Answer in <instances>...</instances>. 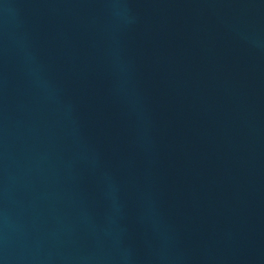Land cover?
Segmentation results:
<instances>
[{
	"label": "water",
	"instance_id": "water-1",
	"mask_svg": "<svg viewBox=\"0 0 264 264\" xmlns=\"http://www.w3.org/2000/svg\"><path fill=\"white\" fill-rule=\"evenodd\" d=\"M0 264H264V0H0Z\"/></svg>",
	"mask_w": 264,
	"mask_h": 264
}]
</instances>
